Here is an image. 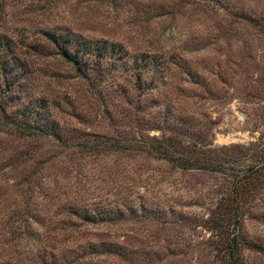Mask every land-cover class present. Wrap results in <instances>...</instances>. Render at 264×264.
I'll list each match as a JSON object with an SVG mask.
<instances>
[{
  "label": "trees",
  "instance_id": "trees-1",
  "mask_svg": "<svg viewBox=\"0 0 264 264\" xmlns=\"http://www.w3.org/2000/svg\"><path fill=\"white\" fill-rule=\"evenodd\" d=\"M40 33L83 83L82 106L100 107L113 130L108 136L61 125L51 114L53 100L22 101L27 60L0 34V125L9 138L0 148L14 145L0 157L3 256L33 246L39 264H76L91 255L145 264L141 243L108 229L162 217H198L194 222L208 232L202 244L220 264H247L251 251L264 249V235L245 227L248 218L264 217L257 208L264 132L246 143L213 144L214 121L196 105L202 96L191 88L210 94L206 75L174 53L130 51L72 31ZM43 140L52 147H43ZM46 249L47 258L38 253ZM56 250L63 252L58 258L52 257Z\"/></svg>",
  "mask_w": 264,
  "mask_h": 264
},
{
  "label": "rangeland",
  "instance_id": "rangeland-1",
  "mask_svg": "<svg viewBox=\"0 0 264 264\" xmlns=\"http://www.w3.org/2000/svg\"><path fill=\"white\" fill-rule=\"evenodd\" d=\"M40 30L117 41L130 51L181 55L206 75L205 88L210 94L199 85L191 88L202 96L196 105H202L214 121L213 144L246 143L264 132V0H0V34L13 39L15 52L27 60L22 87L27 96L21 100L28 96L53 100L57 106L51 104V114L61 125L109 136L112 124L100 107L82 106L87 96L83 83L73 77L69 64L53 55ZM41 44L47 50L38 51ZM71 111L84 116L74 118ZM6 127L0 125V142L9 141ZM41 143L52 147L44 140ZM13 148V143H6L0 148V157ZM257 208L264 211V191ZM197 218L143 219L110 226L108 231L111 236L120 235L118 239L124 234L133 243H141L149 261L145 264H220L202 244L208 232L196 225ZM245 227L251 234L264 235V217L248 218ZM47 251L38 253L47 258ZM3 252L0 250V261L39 264L33 246H26L19 256H3ZM52 253L58 258L63 252ZM102 259L91 255L76 264H128L114 257ZM247 264H264V249L251 251Z\"/></svg>",
  "mask_w": 264,
  "mask_h": 264
}]
</instances>
